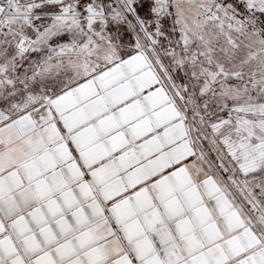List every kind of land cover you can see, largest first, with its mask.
<instances>
[{
  "label": "snow or ice",
  "instance_id": "6c2138e0",
  "mask_svg": "<svg viewBox=\"0 0 264 264\" xmlns=\"http://www.w3.org/2000/svg\"><path fill=\"white\" fill-rule=\"evenodd\" d=\"M0 264H264V0H0Z\"/></svg>",
  "mask_w": 264,
  "mask_h": 264
}]
</instances>
